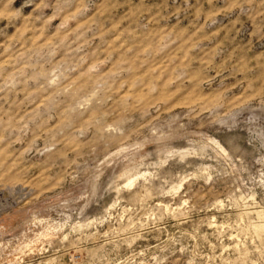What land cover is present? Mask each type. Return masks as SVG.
Here are the masks:
<instances>
[{"label": "rangeland", "instance_id": "obj_1", "mask_svg": "<svg viewBox=\"0 0 264 264\" xmlns=\"http://www.w3.org/2000/svg\"><path fill=\"white\" fill-rule=\"evenodd\" d=\"M261 224L264 0H0V264H264Z\"/></svg>", "mask_w": 264, "mask_h": 264}, {"label": "bare ground", "instance_id": "obj_2", "mask_svg": "<svg viewBox=\"0 0 264 264\" xmlns=\"http://www.w3.org/2000/svg\"><path fill=\"white\" fill-rule=\"evenodd\" d=\"M131 184H132V182H131ZM130 185V184H129ZM257 231H261V232H264V224H261V225H259V226H256V228H255Z\"/></svg>", "mask_w": 264, "mask_h": 264}]
</instances>
